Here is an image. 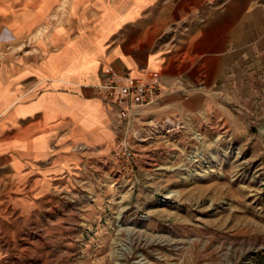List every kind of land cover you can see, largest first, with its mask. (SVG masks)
Masks as SVG:
<instances>
[{
    "label": "crops",
    "instance_id": "crops-1",
    "mask_svg": "<svg viewBox=\"0 0 264 264\" xmlns=\"http://www.w3.org/2000/svg\"><path fill=\"white\" fill-rule=\"evenodd\" d=\"M110 69L159 84L149 117L226 121L264 98V0H0L1 190L112 147Z\"/></svg>",
    "mask_w": 264,
    "mask_h": 264
},
{
    "label": "rangeland",
    "instance_id": "rangeland-1",
    "mask_svg": "<svg viewBox=\"0 0 264 264\" xmlns=\"http://www.w3.org/2000/svg\"><path fill=\"white\" fill-rule=\"evenodd\" d=\"M153 106L145 125L162 118ZM225 119L129 134V159L114 156L117 134L107 152L34 186L5 177L0 264H264V98Z\"/></svg>",
    "mask_w": 264,
    "mask_h": 264
},
{
    "label": "built area",
    "instance_id": "built-area-1",
    "mask_svg": "<svg viewBox=\"0 0 264 264\" xmlns=\"http://www.w3.org/2000/svg\"><path fill=\"white\" fill-rule=\"evenodd\" d=\"M97 87L103 102L114 106L117 134L123 137L118 143L115 157L129 159L134 155L132 145L126 140L129 134L143 141L148 136L178 131L183 127L179 118L170 116L157 120L149 118L148 125L144 124V110L157 102L161 91L153 79L133 77L129 72L119 73L110 69ZM146 126L148 128L145 129ZM75 149L83 150L84 146L78 145Z\"/></svg>",
    "mask_w": 264,
    "mask_h": 264
}]
</instances>
